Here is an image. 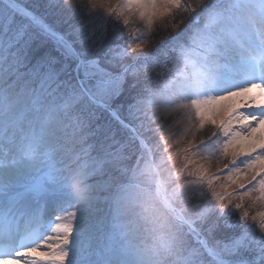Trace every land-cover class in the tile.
<instances>
[{
    "label": "snow or ice",
    "instance_id": "obj_1",
    "mask_svg": "<svg viewBox=\"0 0 264 264\" xmlns=\"http://www.w3.org/2000/svg\"><path fill=\"white\" fill-rule=\"evenodd\" d=\"M59 9L66 32L0 0V264H264V0ZM115 104L131 153L98 123Z\"/></svg>",
    "mask_w": 264,
    "mask_h": 264
},
{
    "label": "rangeland",
    "instance_id": "obj_2",
    "mask_svg": "<svg viewBox=\"0 0 264 264\" xmlns=\"http://www.w3.org/2000/svg\"><path fill=\"white\" fill-rule=\"evenodd\" d=\"M116 0H113V3H115ZM228 2H233V3H248V2H252V0H228ZM22 5L24 6V3L27 4V7L30 11H32L34 14H36L37 16H39L42 21L50 26H52L51 22L54 24L55 22L58 23H62L63 20L61 18V14H60V9H59V2L56 3L53 0H21ZM26 7V6H25ZM66 27V31L68 29L67 24H65ZM53 29L56 31V28L54 26H52ZM136 27H140L142 28L143 25L140 24L139 22L136 23H130L129 28H136ZM163 30L161 29L160 23L158 22L156 25V33L153 35L152 39H158L160 35H163ZM51 45V49L52 46L55 48L56 44L54 40H49L48 41V47ZM141 77V76H140ZM138 77V78H140ZM155 77V74H154ZM136 79L134 77H129L127 79V82L125 84V92H124V96L127 97L129 99V102H134V100H132V97H135V95L132 96V94H129V86L133 83V80ZM156 79V77H155ZM151 82V81H150ZM140 91V90H139ZM143 93H140V95ZM115 110L114 112L120 117V119H125L128 115L127 110H126V106L124 108H121V106L119 104L114 105ZM98 115V123L100 125H103L105 128H110L112 130V132L116 135V138L118 140H122L125 143H129L131 140V133L129 132V130L123 128L120 125L119 120L116 118V116H114L112 113H109L108 111H100L97 113ZM132 147L129 143V153L132 152ZM134 157L131 160L126 161L127 164L132 165L134 163ZM116 175L118 176L119 173H116ZM95 179H99V178H94ZM104 179H107V177H105ZM94 182V181H90ZM101 197H106L109 196L111 197L110 201H104L103 199H101V201H99L96 205V208L94 209V217L97 220H102L104 222L105 225H107L110 221H111V214H112V209L115 205V200L117 199V197L120 195L118 189H112L110 191H102L100 193ZM195 202V201H194ZM257 210V209H256ZM255 210V211H256ZM214 219V218H213ZM238 231V229H233L230 227L225 226L224 222L221 221L218 225V227L215 229L214 234L212 239L213 240H227L228 238H230L234 232L236 233ZM227 232H229L228 234H226ZM226 234V235H224Z\"/></svg>",
    "mask_w": 264,
    "mask_h": 264
},
{
    "label": "trees",
    "instance_id": "obj_3",
    "mask_svg": "<svg viewBox=\"0 0 264 264\" xmlns=\"http://www.w3.org/2000/svg\"><path fill=\"white\" fill-rule=\"evenodd\" d=\"M54 2H56V3H60L61 2V0H53ZM24 6H26V7H28L27 6V4L26 3H24ZM29 8V7H28ZM82 17H81V15L80 14H77L76 15V17H75V20L73 21V23H75L76 21H79L80 19H81ZM51 24H52V26H54L55 28H56V31H58V32H66V27H65V25H64V22H62V23H58V22H55L54 24L51 22ZM53 28V27H52ZM51 47V45L49 46V48ZM52 48L53 49H55L53 46H52ZM138 79H140L141 80V82H142V84L141 85H138V87L137 88H135V89H131L130 91H129V94L131 93L132 94V96L133 95H135V96H137V95H140V93H143V87H142V85L144 84V83H148L149 85H150V81H152V80H155V77H154V74H149V76H148V79L147 80H145V78H144V76L143 75H141V77L140 78H138ZM140 90V91H139ZM142 95V94H141ZM116 105V104H115ZM112 109H114L115 110V107H114V105H113V107H112ZM255 210L256 209H250V212H255ZM237 215H238V213H237ZM229 232H227L226 234H228ZM226 234H224V235H226ZM235 234V232L233 233V234H231V235H234Z\"/></svg>",
    "mask_w": 264,
    "mask_h": 264
},
{
    "label": "clouds",
    "instance_id": "obj_4",
    "mask_svg": "<svg viewBox=\"0 0 264 264\" xmlns=\"http://www.w3.org/2000/svg\"><path fill=\"white\" fill-rule=\"evenodd\" d=\"M148 243L149 244L152 243V237L151 236L148 238ZM174 261H175V257L173 255L162 254L160 264H174Z\"/></svg>",
    "mask_w": 264,
    "mask_h": 264
}]
</instances>
